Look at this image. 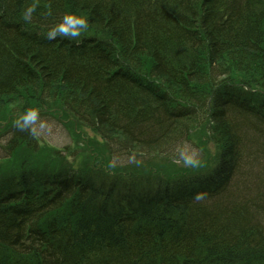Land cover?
<instances>
[{
  "label": "trees",
  "instance_id": "trees-1",
  "mask_svg": "<svg viewBox=\"0 0 264 264\" xmlns=\"http://www.w3.org/2000/svg\"><path fill=\"white\" fill-rule=\"evenodd\" d=\"M33 2L0 0V127L26 154L0 171V264H264V0H35L25 24ZM66 13L80 44L46 38ZM54 106L149 170L43 164L4 115ZM192 134L204 163L169 182Z\"/></svg>",
  "mask_w": 264,
  "mask_h": 264
},
{
  "label": "rangeland",
  "instance_id": "rangeland-1",
  "mask_svg": "<svg viewBox=\"0 0 264 264\" xmlns=\"http://www.w3.org/2000/svg\"><path fill=\"white\" fill-rule=\"evenodd\" d=\"M43 115L37 117L33 125L37 133V141L39 147L43 152L39 155L40 161L43 164H59L60 166L73 165L77 169L84 163L89 152L97 155L99 158L108 157L109 164L111 162L114 170L131 167L133 172L144 173L149 170L148 167V155H143L142 152H135L134 154L118 155L111 154L107 148L103 150L102 137L95 133L91 128L84 127L83 129L78 128L76 120L66 118L63 112L57 108L52 107L48 110H44ZM21 114L16 115L14 118L10 114L4 115V118L8 120L10 118L9 125L17 124V120L21 117ZM6 125L0 127V171L4 169H11L19 161H23L26 157L25 149L20 147L16 149L14 154L10 157L7 156L6 151L2 147V144H6L7 139L10 138L11 134H6ZM198 139L197 134H192L191 138L185 141H180L177 146V150L182 151L183 159L179 162L180 165L188 161H195L200 166L204 163L205 157L198 148L195 140ZM39 150V149H38ZM27 152V151H26ZM147 154H152L145 152ZM38 156V155H35ZM51 159H49V158ZM97 159V158H96ZM161 157H156L154 165L157 166L161 162ZM184 160V161H183ZM152 166V167H155ZM176 166V163L172 161V165L166 162L162 165V168L166 173H170L171 170ZM126 170V169H125Z\"/></svg>",
  "mask_w": 264,
  "mask_h": 264
},
{
  "label": "clouds",
  "instance_id": "clouds-1",
  "mask_svg": "<svg viewBox=\"0 0 264 264\" xmlns=\"http://www.w3.org/2000/svg\"><path fill=\"white\" fill-rule=\"evenodd\" d=\"M38 7V3L34 2L26 7L22 13V20L25 24L29 23L33 18V13L36 12ZM89 21L83 15H78L76 13H66L61 21L54 26H52L46 33V38L49 41L56 40L59 36L62 39H67L70 42H75L76 44H80L82 41L80 37L82 33L88 30ZM37 120V112L35 110H28L24 115H22L17 120V126L21 128V130L29 129V126L34 124ZM187 163L192 164V161H188ZM203 193H197L195 199L200 200L203 198Z\"/></svg>",
  "mask_w": 264,
  "mask_h": 264
},
{
  "label": "bare ground",
  "instance_id": "bare-ground-1",
  "mask_svg": "<svg viewBox=\"0 0 264 264\" xmlns=\"http://www.w3.org/2000/svg\"><path fill=\"white\" fill-rule=\"evenodd\" d=\"M6 144H2V147L4 148V150L6 151L7 153V150L9 148V144H8V140L5 142ZM220 148H221V145H220ZM219 148V150H220ZM2 157V155H0ZM183 159V155H182V151H178L175 155V163H176V166L171 170L170 172V177H169V182L174 180L175 178H183L185 179L186 183H188V178L187 176L190 174V173H195L197 171H199L200 169V165L195 162V161H192V164H189L185 161V163H183L182 165L179 164L180 161H182ZM184 161V160H183ZM169 175V174H168ZM178 179V180H179ZM30 184H33L32 181H29ZM137 190V189H136ZM135 190L131 191L132 194H134ZM7 194H10V193H7ZM8 196V195H7ZM22 204V203H21ZM61 230V229H60ZM40 239H38L37 237H32V240L31 242L32 243H37L39 242ZM33 245V244H32ZM32 245L30 244H27L25 245V248H24V251L25 249L28 250L30 247H32ZM25 255V253H24ZM49 264H53V261H50Z\"/></svg>",
  "mask_w": 264,
  "mask_h": 264
}]
</instances>
